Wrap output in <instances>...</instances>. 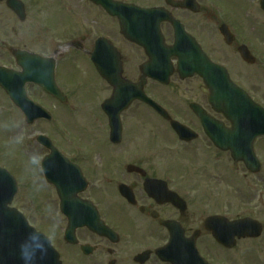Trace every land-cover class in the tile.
<instances>
[{
  "label": "flooded vegetation",
  "instance_id": "flooded-vegetation-1",
  "mask_svg": "<svg viewBox=\"0 0 264 264\" xmlns=\"http://www.w3.org/2000/svg\"><path fill=\"white\" fill-rule=\"evenodd\" d=\"M21 1L24 20L0 3L14 20L13 40H0L3 79L19 86L28 71L56 91L23 84L50 116L33 125L55 124L63 199L106 227L66 231L51 186L58 235L37 231L57 264H264V0H76L58 27L54 0L46 13ZM29 8L39 19H26ZM0 104L24 123L1 88ZM158 135L170 147L154 148ZM30 150L45 182L50 150Z\"/></svg>",
  "mask_w": 264,
  "mask_h": 264
},
{
  "label": "rangeland",
  "instance_id": "rangeland-1",
  "mask_svg": "<svg viewBox=\"0 0 264 264\" xmlns=\"http://www.w3.org/2000/svg\"><path fill=\"white\" fill-rule=\"evenodd\" d=\"M58 1L60 0H54V4L52 3L51 7H48L59 10L60 16H58L57 21L54 22L56 23V27L67 24V21L70 20L71 16L70 9L72 5L76 3V0H61L60 3ZM36 2L41 4L39 8L46 13V7H44L43 4L44 2L49 3V0H36ZM54 5H56V7H54ZM26 12L27 20H32L33 18L39 19L41 16L40 13H42L40 10L34 12L30 8L27 9ZM13 21L11 14L0 5V24H2L0 31H4L3 35L0 36L1 41H6V36L8 39L13 40L11 38V28L14 26ZM23 35L24 33L21 32V36ZM72 76L69 77V79L72 78L70 80L73 82L74 80H79L82 77V74L74 73ZM81 81L82 80H80V82ZM83 81L85 84H82L79 87L80 100L81 94L86 86V79ZM98 96L102 95L100 94ZM89 99H92V97H89ZM85 109L87 110L88 108L85 106ZM14 112L15 113L12 114L7 106H2L0 104V166L8 169L17 183V194L13 199L11 207L19 211L26 218L29 225L36 230L44 229L45 231H48L51 229L54 232V235L52 236L55 238L58 235L57 231L60 221L58 220L56 213L55 201H53L55 195L53 194L51 186L47 185L41 178H38L36 172L32 170L33 166H29L28 164L29 153H37V151H31L30 149H39V145L34 141L35 136L44 133L46 136L54 138L55 124L52 123L51 125H46L44 128L37 124L28 127L23 123L19 113L16 111ZM64 126L67 125L65 124ZM17 137L22 138L19 143H16ZM65 137L69 138L67 135ZM143 139L146 140V137L144 136ZM150 140L151 138H148V141ZM160 142L161 144H159ZM153 144L154 148L170 147L162 142L160 135L153 139ZM61 147L66 148L67 146L61 145ZM176 153L180 159H176V161H174L175 163L187 164L191 159L190 157L185 158L178 151ZM238 175L240 176V172ZM251 179L252 178H249V180ZM257 179L258 178L255 177L254 183L249 181L248 185L254 186L255 183H257ZM234 186L239 187V189L242 188L241 182H239V186L237 184H234ZM250 192L252 194L257 193V188L255 186L251 187ZM258 196L264 203V199L261 198V195ZM238 199L239 203L242 204L244 200L241 199V196H238ZM261 210L264 212V209Z\"/></svg>",
  "mask_w": 264,
  "mask_h": 264
},
{
  "label": "water",
  "instance_id": "water-1",
  "mask_svg": "<svg viewBox=\"0 0 264 264\" xmlns=\"http://www.w3.org/2000/svg\"><path fill=\"white\" fill-rule=\"evenodd\" d=\"M2 1V0H0ZM6 4L14 10L15 13H22V5L16 0H6ZM29 80L35 82L40 87L42 86L41 79L29 76ZM7 93H9L7 85L1 83ZM20 108L25 110V116L28 124H32L37 117L35 115V106L30 104L26 107ZM44 140L40 137L39 140ZM49 143V142H48ZM50 147V144H45ZM53 156L57 155L55 152ZM53 162L49 159L45 161L43 170L48 183L54 185L57 189L59 197H61V210L67 216L69 222V229L72 231L78 227L76 218L71 215V211L67 210V206L71 204L69 201L63 199L61 187L58 185V178L56 173L52 171ZM55 169V168H54ZM16 194V184L13 178L5 171L0 169V264H24V258L30 256L39 247H44L41 236L35 234L23 216L15 209L9 208L14 195ZM91 220H86L82 225L90 227H99L98 224H90ZM48 247V244L46 243ZM56 259L52 261L50 252L44 247L42 252L36 253L35 264H57Z\"/></svg>",
  "mask_w": 264,
  "mask_h": 264
},
{
  "label": "clouds",
  "instance_id": "clouds-1",
  "mask_svg": "<svg viewBox=\"0 0 264 264\" xmlns=\"http://www.w3.org/2000/svg\"><path fill=\"white\" fill-rule=\"evenodd\" d=\"M22 138L21 137H17L16 138V143H19L20 140ZM28 164L29 166H39L40 165V159H39V155L37 153H33L29 156L28 158ZM49 234L50 235H54V232L49 229ZM35 234H39L41 235L40 233L38 232H34ZM42 237H44L43 235H41ZM45 240L47 241V238L44 237ZM48 242V241H47ZM44 250V247H39L37 250H35L30 256H27L24 258V264H35V260H36V253L37 252H42Z\"/></svg>",
  "mask_w": 264,
  "mask_h": 264
}]
</instances>
